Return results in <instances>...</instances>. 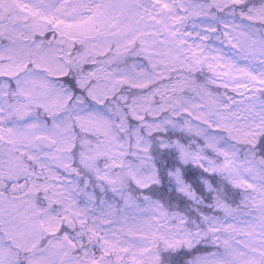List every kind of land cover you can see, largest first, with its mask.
Here are the masks:
<instances>
[{"label":"snow or ice","instance_id":"6c2138e0","mask_svg":"<svg viewBox=\"0 0 264 264\" xmlns=\"http://www.w3.org/2000/svg\"><path fill=\"white\" fill-rule=\"evenodd\" d=\"M0 264H264V0H0Z\"/></svg>","mask_w":264,"mask_h":264}]
</instances>
